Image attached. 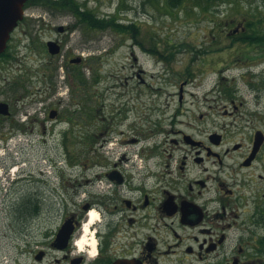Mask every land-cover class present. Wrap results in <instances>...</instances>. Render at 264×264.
<instances>
[{
    "label": "flooded vegetation",
    "instance_id": "1",
    "mask_svg": "<svg viewBox=\"0 0 264 264\" xmlns=\"http://www.w3.org/2000/svg\"><path fill=\"white\" fill-rule=\"evenodd\" d=\"M32 1H26L24 16L0 55V153L12 146L27 147L24 161L0 155L4 204L11 216L23 217L21 222L15 218L9 222L10 236L4 233L17 250L0 251V257H10L4 264H264V126L247 107L251 90L226 84L228 77L222 74L221 89L214 94L219 99L216 105L187 107V92L181 90L179 106L169 118L149 121L144 128L136 106L110 105V112L95 106L90 83L78 79L86 58L76 56L62 60L70 93L65 99L61 84L48 81L47 74L33 73L23 60L14 58L12 44L28 35L25 20ZM160 1L164 13L178 7L171 6V0ZM193 1L196 9L199 1L207 5L222 0ZM234 1L247 4L248 9L238 8L222 26L216 22L227 38L221 41L251 45L255 33L264 31V12L251 8L257 0ZM217 3L210 8L220 9ZM53 29L57 36L50 37L46 46L50 52L48 42L53 41L60 51L41 60H52L51 66L57 67L53 61L60 60L74 23L53 25ZM16 31L24 37L17 38ZM250 49L245 60L229 62H246L249 69L243 73L248 75L242 79L253 88ZM253 93L261 95L255 89ZM211 109L223 116L220 123L210 119ZM69 131L86 132L76 144L88 147L92 168L84 190L88 195L80 202L76 198L82 184L64 186L63 163L57 154L58 145L68 143ZM33 142L55 147L56 155L50 160L57 169L53 178L39 175L40 165L35 167L32 161ZM97 145L106 149L105 159L97 155ZM76 153L73 163L68 159L73 175ZM97 158L104 161L103 170L96 169ZM48 192L56 203H60L57 195H67L73 205L61 208L59 222H39L48 215ZM93 206L102 220L92 225L99 255L89 259L87 252H77L72 241L82 236V223Z\"/></svg>",
    "mask_w": 264,
    "mask_h": 264
},
{
    "label": "rangeland",
    "instance_id": "2",
    "mask_svg": "<svg viewBox=\"0 0 264 264\" xmlns=\"http://www.w3.org/2000/svg\"><path fill=\"white\" fill-rule=\"evenodd\" d=\"M54 1L62 2L59 0L31 2L32 7L28 9V12L32 15L29 14L25 20L28 35L19 42H14L12 48L15 51L14 58L23 60L22 63L26 68L35 70L33 73L36 74H47L48 81L53 79L56 84H61L60 91L63 98L67 99L70 93L67 79L64 78L65 72L61 70L62 60L65 57L68 59L83 56L86 58V67L81 70L78 79L90 83L95 106L105 107L107 112H110V105L136 106L144 119V128H147L149 121L166 120L173 109L178 108V93L181 90L187 92L184 99L187 107L199 106L207 109L210 104L216 105L219 99L214 94L216 95L215 91L221 89L222 74H224L228 77L227 81H224L226 84L251 90V98L248 96L246 99L247 107L251 108V116L258 123L263 122L264 126V52L262 45H259L264 43L245 46L228 43L229 40L222 43L221 39L225 37L220 32L221 27L218 31L216 25L218 22L222 26L223 20L233 17L238 8L248 9L247 4L241 1L232 0V3L231 0H222L206 5L203 1H199L200 5L195 9L197 2L184 0L181 6L176 9L172 7L170 12L164 13L160 0H72L75 4H80L86 12L90 11L100 18L109 21L118 19L128 25L134 22L135 25L132 28L136 29V32H131V30H121L112 25L105 29L93 27L86 21L80 20L76 12L53 4ZM214 3L219 4L220 9H217L216 4L217 8H210V5ZM252 7L264 12V1H254ZM72 22L74 29L65 38V48L59 56L60 60L53 61L57 67H52L50 63L52 60H41V58L54 56L50 54L46 46L50 37L57 36L53 25H68ZM18 33V31L15 33L17 38L24 37ZM250 46L251 57H253L251 69L254 70L251 72L253 88L242 79L243 74L248 75L247 72L243 73L249 69L245 65L246 62H229V60H245V54ZM74 79L77 80V77ZM253 89L261 92L260 97H256ZM85 90L88 88L86 87ZM191 101L195 104H189ZM210 112V119L214 122L220 123L223 120V116L214 109ZM84 133L86 132L69 131L68 143L66 140L64 146L57 147L58 157L63 163L64 186L72 188L77 182L82 184L80 186L83 190L77 194V202L88 195L84 190L88 186L87 180L92 171L91 162L88 160V147L81 143L76 144V139L81 141ZM97 148L99 158L105 159L106 149L100 148L99 145ZM26 149L27 147L20 145L12 146L0 155L10 156L13 161L20 162L24 161ZM31 149L35 167L40 165V168L35 170L41 171L40 176L53 178L57 169L54 170L51 167L50 160L56 155L55 147L33 142ZM77 151L79 155L74 163L77 170L73 175L71 174L73 167L70 164L76 158ZM101 159H96L97 170H103L104 161L102 162ZM80 161L86 163L83 168L77 164ZM47 169L51 171L47 172ZM5 195L6 193H0V251L9 249L16 252L13 241L4 233L10 236L9 222L14 221V218L16 222H21L23 217L20 218L14 213L11 216L9 207H6V203L4 204V198L7 197ZM60 195H57L60 203H56L54 195L48 192V215L46 219H41L39 222H59L61 208H72L73 205L68 196L61 195L63 198L61 203ZM52 225L55 223L49 224V227ZM8 262L10 257H0V264Z\"/></svg>",
    "mask_w": 264,
    "mask_h": 264
},
{
    "label": "water",
    "instance_id": "3",
    "mask_svg": "<svg viewBox=\"0 0 264 264\" xmlns=\"http://www.w3.org/2000/svg\"><path fill=\"white\" fill-rule=\"evenodd\" d=\"M26 1L27 0H0V55L7 47L11 32L24 16V5ZM58 28L62 30L64 27L59 26ZM48 46L52 54L60 51V46L53 41H49ZM0 111H2V104H0ZM62 236L63 233L60 238H62Z\"/></svg>",
    "mask_w": 264,
    "mask_h": 264
},
{
    "label": "trees",
    "instance_id": "4",
    "mask_svg": "<svg viewBox=\"0 0 264 264\" xmlns=\"http://www.w3.org/2000/svg\"><path fill=\"white\" fill-rule=\"evenodd\" d=\"M182 1L180 0H171L170 1V5L171 6H179L181 5ZM57 6H61V7H65V9H69L73 12H76L80 18V20L82 21H86L88 24L92 25L93 27H97L99 29H105L107 27H109L110 25L121 29V30H131V32H136V29H133L132 27L135 25L134 22H132L130 25L125 24L120 22L118 19L115 21H109L106 20L105 18H100L96 15H93L90 11H85L82 9L81 5L78 3H74L73 1H62V2H55L54 3ZM76 14V15H77ZM257 35H254V37L251 38V44L255 45V44H259V43H264V31L261 32L260 34L255 33ZM262 45V47L264 48V44H259ZM154 53V50L152 51ZM82 81V79L80 80Z\"/></svg>",
    "mask_w": 264,
    "mask_h": 264
},
{
    "label": "clouds",
    "instance_id": "5",
    "mask_svg": "<svg viewBox=\"0 0 264 264\" xmlns=\"http://www.w3.org/2000/svg\"><path fill=\"white\" fill-rule=\"evenodd\" d=\"M87 222L82 223V236L79 239L72 241L74 247L78 253L87 252L89 259H94L99 255L98 241L96 239V230L92 228V225L101 221V213L93 206L87 212Z\"/></svg>",
    "mask_w": 264,
    "mask_h": 264
}]
</instances>
